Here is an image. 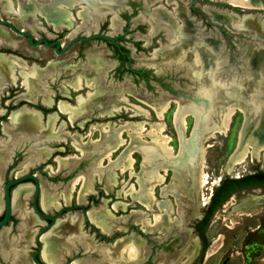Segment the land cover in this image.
Returning <instances> with one entry per match:
<instances>
[{
  "label": "rangeland",
  "instance_id": "374dc122",
  "mask_svg": "<svg viewBox=\"0 0 264 264\" xmlns=\"http://www.w3.org/2000/svg\"><path fill=\"white\" fill-rule=\"evenodd\" d=\"M229 4H224L223 1H213V7L209 8L217 11H226L234 15L237 14V17H241L238 15L245 13L239 11L236 6L233 7L234 5L231 6ZM223 8L227 10H219ZM7 15L14 17L9 18V20L15 25L18 27L30 28L33 34L37 36L31 23L24 24L21 22V19L15 18V15ZM223 22L224 21H221L220 25H222ZM261 22L263 24L262 20ZM227 27L231 30H235L232 34L229 32L227 40H231V35H238L236 31L240 30L230 28L228 25ZM11 34L13 39L18 40V45H16L17 50L20 51L18 55L25 58L29 65H31V63H34L32 65L36 64L39 71L42 72L41 68L45 67L47 61H50L48 67L42 72V81L38 86H42L41 89L47 90L52 96L56 95L60 101H66L71 106L82 109V113L76 114L72 122L69 121L67 114H62L58 111L57 115H60V118L58 116L59 119L57 118L55 122L56 125L54 124L55 127L53 128L54 130H59L60 136L63 137L65 141L51 144H47L46 142V145L52 147V150L58 147L63 148L61 151H53L51 155H62L60 157H65L67 155L76 156L73 159H69L60 171L57 170V163L53 161V157L47 159L46 162L54 167L56 173L50 174L52 172L46 167L50 172L48 173V171H46L47 176L37 175L41 181V194L44 193L47 196L49 195L51 199H57L60 203L59 207L50 208L46 210V212L54 214L63 207V205L74 206L76 203L82 204L85 209H87V212L93 210L99 211L104 207L107 210H111L113 204L116 202L127 203L126 208L119 206L117 211H111L114 217L106 220L107 225L110 226L112 230H110L109 233L103 232L96 225V227L91 225L88 219L83 217L82 210L79 208H69L66 213H63L59 220L66 219L69 214H78L81 216V238L83 239L81 240L79 237L80 232L77 233V238L74 236H62L59 243L65 253L58 252L63 254V256L56 264H72L69 262L70 259L71 262L77 260L79 264H106L109 261L106 257V251L114 246L118 239L122 238H130L131 241H134L136 244L140 242V245L138 244L141 249L140 256L135 261H132V264H264V189L239 190L232 194L228 200L215 211L207 230L210 246L202 258L201 243L192 227L193 223L202 216V210L205 207V203L208 201L210 191L218 184L220 177L224 175L238 176L253 172L257 169L264 170V149L259 151L257 146H253L251 143L253 139L251 137L242 142L241 146L238 148L243 128L250 132L255 124L254 119L245 121L242 111L237 109L231 116L229 129L224 133H215L214 136L209 137L208 131L202 129V126H199V124H195L194 115L192 113L184 115L186 126L182 134L183 140L189 145L187 141L195 135L193 137L194 150L197 148L200 149L202 146L205 147L201 168L204 171V179L206 182L203 183L202 186H198V183H196L190 175L187 164L184 165L186 158L181 155L180 135L174 123L178 108L180 107L182 109L183 107L181 106L189 105L192 103L191 101L171 96L130 95L129 93H132L129 88L131 84L125 81V79H120V81H118L113 78L111 69L115 65V61L111 55V50L106 48L101 41H93L80 47V49L83 50V54L81 57H76V52L78 50L77 46L73 47L65 54L57 55L52 49H48L44 46L34 48L27 47L24 38L14 33ZM213 37L216 38V33L215 35L213 34ZM220 39L219 37L216 38V40ZM219 46L223 47V44ZM88 57H96L97 61L100 62L98 69H96V65L89 63ZM27 67L31 66L27 65ZM233 76L238 77L239 80L245 78V76L239 74H233ZM75 77L76 80L72 83ZM78 81L80 85L83 86V89H79V91L75 92H65L64 88H68L69 86L73 87ZM5 83V81L0 83V105L3 104V99L7 98V96H4V98L1 97V94H5L6 90L10 88L15 89V87H12L9 83ZM154 84L155 83H153V85ZM137 87L139 86L137 85ZM119 88L123 90H119ZM17 89H19V93L25 92L23 88L17 87ZM98 89H101V91ZM259 89L264 90V81L261 82ZM19 93H14V95ZM231 93L235 94L234 92ZM258 95L259 102L264 104L262 102L263 97L259 92ZM121 96H125L132 104L140 106L143 110H147L150 113L149 117H146L144 113L132 117V111L111 112L113 116H108L111 115L108 114V112L113 110V106L119 101ZM20 97L28 98L27 95H18L12 98V100L15 101ZM40 97L42 99L45 98L44 96ZM170 99H174L175 101L171 102V108L169 109ZM166 102H168V110L163 114V119L159 120L151 107L160 108ZM43 121L46 124L45 117ZM161 121L165 123V131L163 134L170 138V145L175 152L176 159L173 158V162L172 160H170V162H172V165L178 163V166L176 165L178 172H175L176 168H174V166H170L168 170H166V181L156 188L157 201L166 200L167 203L171 205V212L167 214L156 207V204H152V210H146L139 203L137 198H132L131 196L124 197L123 193L118 194V191H121V188L126 186L127 182H130L127 187L131 184H135L136 190H139V177L137 174L142 173L148 166H144L142 154L138 147L142 144L151 143V137L147 132L150 130L151 124H156ZM139 123L142 124L146 130L141 134H136L135 129ZM127 124H129V126ZM102 126L108 132L103 137H101L100 133ZM92 127H96V130H94V134L89 137L87 134H89V130ZM119 129L125 130L120 134L125 144L112 154L111 164L105 159L101 168H96V159L102 158L104 153L110 148L108 142L114 140ZM195 129L196 132L193 133ZM130 133L132 134V138ZM250 134L249 135L252 136V133ZM74 135L80 136L79 142L83 146L84 152L74 148L72 144V141L75 139ZM1 136L0 143H7L10 141V143H12L10 149L12 151L15 150V152H21L22 157L16 169L20 168V165L26 159L31 163L29 165L30 168L35 167L37 164L44 166L41 159L37 158L39 157L37 149L39 146H43V142L47 140L46 136L36 135L34 137H25L19 134L17 137H14V139H12L14 134L11 138L8 133H6V135L2 134ZM55 141L56 140H53L51 142ZM130 147L133 151L132 156L134 158L133 173L130 176L129 171L119 174L117 176L119 177V179L117 178V183H119L112 186L110 174L112 172L119 173V170L115 167V163L121 153ZM236 151L238 152L235 154ZM178 156L185 159L182 158L180 161L178 160ZM241 157L243 158L242 160ZM194 167L195 172L198 173L197 164ZM201 168L199 167V169ZM97 169L100 173V177L95 174ZM81 175L83 178H86L87 181L91 182L94 189L93 192L86 194L83 197V201L78 202L77 197L81 186L80 183L77 185V189L72 192L69 202L64 203L63 199L67 193L69 181L75 176L79 177ZM124 180L125 182L123 184L122 181ZM178 180L181 181V186L183 185L181 188L183 190L195 188V202L197 206L194 209H190L191 211L187 215L183 213L185 211L183 206L180 207L181 209H179L178 212V205L175 201V197L171 194L163 195L161 193L163 187L168 185L171 187L173 185L176 186ZM127 187L125 189H127ZM91 196H93L92 200ZM30 198L31 195L28 197V202ZM28 205L30 206V204ZM145 210L147 213H142V211ZM24 212L25 214L21 215L19 213V215L26 218V221L17 218L15 222L17 226L10 229L8 236L9 240L6 239L5 241L7 249L9 246L12 248V243L14 241L15 243L21 241V244L23 239L28 238V234L31 237L29 236L27 243H25L26 248H35L36 246L35 237L45 225V222L35 213L26 212V210ZM30 213L33 215L35 214L34 216L36 218L35 223H31V225L30 221L27 220L28 214ZM154 214H158L159 218L162 217L161 220L158 219L156 225H154L156 223V221H154ZM145 218H147L151 224L148 230L142 228V220ZM46 234L47 233L42 235L41 240ZM8 241L10 245H7ZM41 242L43 247V240ZM219 244L220 247L217 248ZM15 247L16 246H14V248ZM0 248L3 254L1 245ZM66 253H70L71 255H66ZM206 255L209 256L206 257ZM117 262L119 261L117 260Z\"/></svg>",
  "mask_w": 264,
  "mask_h": 264
},
{
  "label": "flooded vegetation",
  "instance_id": "af4514ba",
  "mask_svg": "<svg viewBox=\"0 0 264 264\" xmlns=\"http://www.w3.org/2000/svg\"><path fill=\"white\" fill-rule=\"evenodd\" d=\"M177 1L180 0H75L76 3L74 2L73 6L70 9V13L73 16L72 19H74L73 25H71L70 27L61 26L55 29L52 25H50L48 19L53 18L52 15H50L51 10L56 11L57 6H59L60 4L62 5V3L59 2V0H12L13 7L16 10H19V7L24 8L28 6V4L30 3L35 5L36 7L38 6V9L41 11V12L37 11L33 15L27 14L26 16L7 11L8 8L6 6V0H0V21H2L0 22V29L1 31L4 32L6 36L3 42L2 41L0 42V52L3 53L0 55L17 57L23 60L24 62H26L28 66H32V64H34L31 63V65H29L25 58H23L21 55H18L20 53V51L17 50L16 47V45H18L17 44L18 40L13 39L11 33L17 34L22 38H24L27 47L34 48L38 46H44L48 49H52L54 53L57 55L65 54L73 47L77 46L78 50L76 52V57L78 56L81 57L83 54V50L80 49V47H83L86 44L91 43L93 41H99V42L101 41L103 42L106 48H109L111 50V55L115 61V65L111 69L113 78L117 79L118 81H120V79L122 80L125 79V81L129 82L131 84V87L129 88L132 91V93H129L130 95L134 94L138 96L152 95V96L178 97L192 102L189 105L181 106L183 108L190 106L207 108L208 106L207 92L209 91L208 89L210 88L211 82L215 81L214 83L219 84L222 87L227 88L228 90H232L234 88L238 90V87L251 84L253 87L256 88L255 90H257V93L259 92V94H261V96L263 97L262 102L264 103V90L259 89L261 82L264 81V67L261 66L258 67L254 65V63L250 62L248 57L249 54L247 52V50H249L251 51V53H253V55L259 52H260L259 54L261 53L264 54V38L257 36L254 31H250L247 33L242 31H236L238 32V35H234V36L231 35L232 39L227 40L229 32L232 34L233 31L235 30L229 29L224 19L214 20L210 16V14L206 11L207 7H213L212 6L213 1H219V2L223 1L224 4H229L224 0H181V2L184 4V15L186 19L189 21L188 24L183 25L181 19L175 18ZM258 1L261 4L260 7H256L252 9L237 7L239 11L245 12L238 16H242L246 14L258 15L259 18L263 21V25H264V0H258ZM90 5L91 6L100 5L99 7H105L106 9L103 11L95 10L96 11L95 12L91 10L92 7ZM81 6H84L86 9H83ZM214 8L217 9L216 7ZM219 10H227V9L223 8ZM78 11H83L82 14L83 16L81 17L78 16L77 15ZM7 14L15 15L16 16L15 18L21 19V22H23L24 24L31 23L32 28L35 30V33H37V36L33 34L30 28L18 27L17 25H15L11 20H9V18H14V17L8 16ZM187 15L189 16L190 19L188 18ZM112 19H114V23H112ZM3 21H7L10 25L3 23ZM221 21H224L222 25H220ZM179 24L181 26L180 29L177 28V25ZM10 26L23 32H30L32 35L31 43L29 42V37L27 35H21L16 33ZM215 33H216V38L219 37V39L221 38L220 40H216V38L213 37V34L215 35ZM37 40H41V41L38 44H35ZM44 40L49 45H46ZM54 41H56L59 44L58 50L61 53L55 52L56 44H52V42ZM197 44L199 46H197ZM222 44L223 47L219 46ZM154 52H157L156 57L152 56ZM195 54L199 55L198 61L195 60ZM192 57L193 59H191ZM88 59H89V63L96 65V69H98V66H100V62L97 61L96 57H88ZM190 60L192 61L190 62ZM49 63L50 61H47L45 63V67L41 68L42 72L48 67ZM15 72L17 74L19 71L16 69ZM42 72L40 73L38 79V85H40L42 81ZM233 74H239L241 76L243 75L245 76V78L239 80V78L234 77ZM75 80L76 77L74 78L72 83H74ZM5 82L9 83L12 87H15V89L10 88L9 90H6L5 94L4 93L1 94V97L4 98V96H7V98L3 99L4 100L2 101L3 104L0 105V138H2L1 136L2 134L6 135V133L3 130V127L6 126V124L9 129L10 127H12V123L10 122V115L14 111L23 108V109L39 112V114L41 115V121L43 125L45 124L43 121L44 117L46 122V117L49 114L58 112L57 103L60 100L56 97V95L52 96L47 90L45 89L42 90L41 87L39 86L38 89L34 90L32 97H30L29 99L25 97H20L14 101L12 100V98H14L15 96L27 95L25 88L21 84V79L18 76L15 83L9 81L8 82L5 81ZM153 83L155 84L153 85ZM137 85L139 87H137ZM17 87L23 88L25 92L19 93V89H17ZM64 89L65 92L79 91L71 86ZM98 90L101 91V89ZM119 90H123V89L119 88ZM14 93H19V94L14 95ZM40 96L42 97L44 96L45 97L44 99L47 98L52 99V104L50 106L46 105L43 101L44 99H42ZM169 101H170V107H169L170 109L171 102H174L175 100L170 99ZM24 133L25 132L15 131L13 133L14 136L12 137V139H14V137H17L19 134H22L25 137L28 136L34 137L36 135H42L47 137V135L44 133H35L33 131L26 132L25 134ZM64 141L50 142L48 141V137H47V140L43 142V146L48 147L46 145V142L47 144L48 143L51 144V143H59ZM10 145H12L10 141L7 143H0V153L2 155V157L0 158V201L2 202V203L0 202L1 204L0 221L3 219L5 212L4 189L6 183L9 180H12L16 177L25 174L34 175L38 179L40 185L37 202L38 205L41 204L40 203L41 181L39 180L37 175L39 174V175L47 176L46 171L48 170L46 169V167L50 163H47L46 160L51 159L53 157V161L56 162L54 158L59 154L51 155L52 152L53 151L55 152L56 150L61 151L63 149L62 147H58L61 149L53 148V150L48 151V155L46 158L37 157L38 159H41L45 167L41 164H37L35 165V167L30 168L29 167V165L31 164L30 163L28 167L25 168L26 170H24L22 169V164L25 161H27V159L20 165V168L16 169V167L19 165L20 162L19 160L21 159L22 156H21V152L19 151L15 152V150L12 151L10 149L11 147ZM40 147L42 146H39V148ZM38 149H37V153H38ZM257 170H263V169H257ZM257 170L253 172H256ZM48 173L50 172L48 171ZM242 175L244 174L238 176H229V175H224V176L238 178ZM224 176L219 178V182ZM26 183L31 184L32 191L29 194L31 195L29 202H28L29 195L26 198H24L23 210L24 211L26 210V212L34 213V211L32 210V202H33L32 200H33L35 182L32 179H25L22 184H26ZM19 185L21 184H13L9 186V202L11 206V213L6 225L2 227L0 226V234L1 232H5L4 235L5 239H8L10 229L14 228V226L15 227L17 226L15 225L17 218L26 221V218L19 215L20 211L14 210L12 208V193L13 190ZM214 188L211 189L210 191L208 201L205 203L204 209L207 207L210 201ZM246 189L248 190L264 189V186L246 187V188L238 189L236 191H233L228 196V198L235 192ZM228 198L224 200L223 203L227 201ZM92 199L93 196H91V200ZM28 204H30V206ZM78 204L79 203H76L74 206L63 205V207H68V210L69 208L70 209L79 208L83 212V209H85V207L82 204H80L81 206H77ZM68 210H63L60 216L63 213H66ZM85 210L87 211V209ZM203 210H202V216L197 220L203 217L204 214ZM44 211L46 212V210ZM58 211L59 210H57L54 214L47 212L46 213L50 215H55ZM213 214L211 215V217H209V220L207 221V225H206L207 239H208L207 230ZM41 219L45 222V225L41 228L40 232L44 227H46L50 223L49 219H43V218ZM88 221L89 223L91 222L89 219ZM54 225L55 224L50 226L46 231H44L39 236L40 241H42L41 240L42 235L48 233V231H50L54 227ZM196 236L198 237L197 234ZM28 238L23 239L22 244H20L21 241L17 243H15L14 241L12 243V248H10L9 246L7 249L9 253L7 257L3 256L0 248V264H14V263L36 264L32 258V255L36 252L38 247L36 242V237H35V243H36L35 248L33 247L26 248L25 243H27ZM7 245H10L9 241L7 242ZM14 246L16 247L14 248ZM20 246H21V250H19ZM209 246H210V242L206 250L202 252V245H201V258L204 255V253L208 250ZM41 250L35 254V257L37 258L38 261L42 263H48L45 262L41 257L40 255ZM63 250L64 249L60 247L59 252H64ZM13 251H15V253ZM11 252H13V254ZM69 254L70 253H66V255ZM59 255L61 256L60 257L61 260L63 254L59 253ZM208 256L206 255V257ZM69 262L73 264V262H71V259ZM60 264H66V263H60Z\"/></svg>",
  "mask_w": 264,
  "mask_h": 264
},
{
  "label": "bare ground",
  "instance_id": "6f19581e",
  "mask_svg": "<svg viewBox=\"0 0 264 264\" xmlns=\"http://www.w3.org/2000/svg\"><path fill=\"white\" fill-rule=\"evenodd\" d=\"M224 1L230 3L231 5H234L236 7H241V8H251L252 9V8H256V7L261 6V4L258 0H224ZM59 2L62 3V5L61 4L59 6L55 5V6H57L56 11L51 10L50 15H52L53 18L48 19V22L55 29H57L61 26H69L70 27L71 25H73V22H74L73 21L74 19H72L73 16L70 13V9L73 6V3L75 2V0H59ZM6 6L8 8L7 11H9L11 13H18V14L23 15V16H26L27 14L33 15L35 12L40 11L38 9V6L36 7L35 5L30 4V3L28 4V6H26L24 8H21L18 6L19 10H16L13 7L12 0H6ZM99 6L92 5L91 10L92 11H95V10L103 11L106 9L105 7H99ZM81 7L83 9H86L84 6H81ZM206 11L210 14V16L214 20H218L221 18L225 19L227 25L230 28L238 29V30L245 32V33L250 32V31H254L257 36L264 38V26H263L260 18L258 17V15L248 14V15H244L241 17H237L236 15H234L232 13H227L226 11L213 10L209 7L206 8ZM95 12H94V14H95ZM82 14H83V11H78V13H77V15L80 17L83 16ZM175 15H176L175 18L182 20L183 25L188 24L189 21L186 19L185 15H184V4L181 2V0L177 1V9H176ZM188 18H189V16H188ZM112 23H114V19H112ZM177 28L178 29L181 28L180 24L177 25ZM187 29H189V28H187ZM170 37H172V36H170ZM5 38H6V36H5L4 32L1 31V29H0V42L1 41L3 42V40ZM198 41H200V40H198ZM197 46H199V45L197 44ZM247 52L249 54L248 57H249L250 62L254 63V65H256L258 67H260V66L264 67V54H262V53L259 54L260 53L259 52V53L253 55V53H251V51L247 50ZM152 56L156 57L157 52H154L152 54ZM198 56H199L198 54H195V60L196 61L199 60ZM191 59H193V57ZM191 61L192 60H190V62ZM196 64H197V62H196ZM194 65H195V62H194ZM16 69L19 71L17 74L15 72ZM40 73L41 72L39 71V68L36 65H32L31 67H27V63L24 62L23 60L17 58V57L0 55V83L4 82V81H7V82L9 81V82L15 83L17 80V77L19 76L21 79V84L25 88L28 98L32 97L34 90L38 89V87H39L38 86V79H39ZM206 75H208V74H206ZM214 82L213 81L211 82L210 88L208 89L209 91L207 92V99H208L207 100V103H208L207 108L190 106V107H185V108L181 109L179 107L177 110V114L175 115V120H174L175 127L178 130V133L180 135V141H181L180 142L181 143L180 152H181V155H183V157L186 158L185 159L182 157L183 159H185L184 165L187 164L190 175L193 177V179L196 181V183H198V186H202V184L206 182L204 179L205 178L204 171L201 168L202 167L201 163L203 161V157L205 154V147L202 146V147H200V149L197 148L196 150H194L193 153L190 152L189 145L182 138V134H183V131H184L185 126H186L185 125V119H184L185 114L192 113L194 115L195 124L196 125L199 124V126H202V129L209 132V137L210 136L212 137L215 135V133H224L229 129L231 116L238 109V110L242 111L245 121H249L251 119L255 120V124L253 125L250 132L248 130L246 131V129L243 128L242 133L240 135L239 143L237 142L238 148L241 146L242 142H244L249 137H251L253 139V141L251 140V143L253 144V146H255V147L257 146V148H259L258 149L259 151L264 149V104L259 102V99H258L259 95L257 93V90H255L256 88L250 84V85H246L249 90L247 89L246 86L238 87V90H236V88H234L232 90H228V89H225L221 85L216 84ZM73 87L76 90H79V89H82L83 86H81L79 81H78L74 84ZM231 92H234L235 94H232ZM43 101L48 106H50L52 104V99H50V98L44 99ZM113 107H114L113 110L108 112V114H111V112L132 111L133 112V114H131L132 117L139 116L143 113L146 115V117H149V115H150V113L147 110H143L140 106L132 104L125 96H121L119 101ZM57 108H58V111L61 112L62 114L68 115L70 122L73 121L76 114H78L80 112L82 113V109L76 108L75 106H71L66 101H59L57 103ZM151 108L153 109V111H155L157 118L159 120H162L163 116H164L163 114L168 110V102H166L160 108H157L154 106H152ZM179 112H181V113H179ZM58 116L59 115H57V112L49 114L46 117V124L43 125L42 121H41V115L39 114V112H35L33 110H27V109H20L18 111L12 112L10 115V122L12 123L13 126L10 127V129H9L6 125L3 127V130L5 133L9 134L10 138L12 137V135L15 131L25 132V133L33 131L35 133L46 134L48 137V141H50V142L53 140L64 141V138L61 137L59 134L60 133L59 130H54V128H53V127H55L54 124H55ZM108 116H113V115L111 114ZM253 116H254V118H253ZM101 117H103V116H101ZM61 125H63V124H61ZM127 125L129 126V124H127ZM94 130H96V127H92L89 130V134H87V135L89 137L92 136L94 134ZM135 130H136V134H141L142 132H145L146 129H144L143 125L139 123L136 126ZM124 131H125L124 129H119L117 131V134H116V137L114 138V140H111V142L110 141L108 142V144L110 145V148L104 153L102 158L95 161V167L96 168H101V165L104 164L105 159L108 160L109 164L112 163V154L114 152H116L117 150H119L120 147L125 144L123 137L120 136V134H122ZM164 131H165V123L164 122L161 121V122H158L156 124H151L150 130L147 132V134L150 135V137H151V143L150 144H142V145H139V147H138L139 150L141 151V154H142L144 166H148L147 169L144 170L142 173L137 174V176L139 177L138 178L139 190L138 191L136 190L135 184H131L129 187H127V185L130 183V182H127L126 186H123L121 188V191H118V194L123 193L124 197L125 196H131L132 198H137L139 200V203L146 210H152V204H156V207H158L161 211H164L167 214V213L171 212V205L169 203H167L166 200L165 201H157L156 188L158 186L162 185L166 181V178H165V174L167 172L166 170H168V168L170 166L171 167L174 166V168H176V165L178 166V163H175L176 165H172V162H173L172 159L175 158V152L170 145V138L168 136H166L165 134H163ZM100 133H101V137H103L108 132L102 126ZM250 133H252V136H250L251 135ZM74 136H75V139L72 141L74 148L78 151L80 150V151L84 152L83 146L79 142L80 136H78V135H74ZM130 136L132 138L131 133H130ZM49 148L50 147H46V146L40 147L38 149V153H37L38 156L42 157V158H46L48 155V151L52 150L51 148L50 149ZM237 152L238 151H236L235 154ZM132 153H133V151L131 150V147H130V148L124 150L121 153L120 157L117 159V161L115 163V167L117 168V170H119V173L112 172L110 174L112 186L119 183V182L117 183V178L119 179V177H117V176L119 174H123L124 172L129 171V176L132 175L133 168H134V158L132 156ZM1 157H2V155L0 153V158ZM74 157H76V156H72V155H67L65 157L56 156L55 160L57 162V170H60L69 159H73ZM103 158H104V161H103ZM242 159L243 158L241 157V160ZM170 160H172V162H170ZM29 164H30V161H28V160L25 161L22 164V169L26 170L25 168H27ZM196 164L198 166V173H196L195 169H194L195 168L194 166ZM199 167L201 169H199ZM47 169L52 173L55 172L54 167L50 164L47 165ZM161 172H163V173H161ZM175 172H178L177 168L175 169ZM95 174L98 177H100V173H99L98 169L95 171ZM122 182L124 184L125 180ZM80 183H81V186H80V189L78 191V197H77L78 202L83 201V197L86 194H90L93 192L94 189H93L90 181H87V179L83 178L82 175L79 177L75 176L71 180V182L69 183L67 193L63 199L64 203L69 202L71 195H72V192H74V190L77 189V185ZM137 185H138V183H137ZM126 187H127V189H125ZM181 187H183V185L181 186V181L178 180L176 183V186L175 185H173L172 187L170 185L165 186L161 189V193L163 195L171 194L173 197H175V201L178 205V212H179V209H181L180 207L183 206V208L185 210L183 213H185V215H187L191 211L190 209H194L197 206L196 202H195V188L183 190ZM31 191H32V186L30 183L21 184L13 190L12 208L14 210L20 211L21 215L25 214V212L23 211L24 198H26L31 193ZM40 203H41V206L44 210H48L50 208H57L60 206V203L58 202L57 199H51V197L49 195L47 196L44 193L41 194ZM126 205H127V203H124V202H116L113 204L111 210L110 209L107 210L104 207V208H101L99 211L93 210V211L87 212L86 214H87V217L89 218V220L92 223H94L98 228H100L105 233H109L111 230V227L107 225L106 220L114 217V215L111 211H117V208H119V206H122V208H126ZM0 209H1V204H0ZM146 210L142 211V213L146 214L147 213ZM158 219L161 220L162 217L159 218L158 214L157 215L154 214V221H156V223L154 225L157 224ZM27 220H29L30 224H31V223L35 222L36 218L32 213H30V214H28ZM81 221H82V218L78 214H69L66 219H64V220L58 219L57 220V222L55 223V225L51 229V231H49L42 239L43 240V247H42V251H41L40 255L45 262L54 264V263H57L58 261H60L61 256L59 255L58 252L60 249L59 240L61 239L62 236H64V235L69 236V237L74 236L75 238H77V233L80 232L79 237L81 240L83 239V238H81V226H82ZM150 227H151V224L149 223V220L147 218L143 219L142 220V228L145 230H148V229H150ZM4 235H5V232H1L0 244L2 246L4 256L7 257V255H9V253H8L7 247L5 246V244H6L5 240L6 239H5ZM27 236L29 237L30 235L28 234ZM138 244L140 245V242H138L136 244V243H134V241H131L130 238L118 239L115 242L114 246L111 247V248H113V247L114 248L113 249L109 248L106 251V253H107L106 257L109 260L106 264H130L132 261H135L140 256V251H141ZM219 246H220V244L217 246V248H219ZM19 250H21V246L19 247ZM13 252L15 253V251H13ZM13 252H11V253L13 254ZM117 260L119 262H117ZM22 264H28V263H22ZM73 264H79V262L77 260H74Z\"/></svg>",
  "mask_w": 264,
  "mask_h": 264
},
{
  "label": "trees",
  "instance_id": "16d2710c",
  "mask_svg": "<svg viewBox=\"0 0 264 264\" xmlns=\"http://www.w3.org/2000/svg\"><path fill=\"white\" fill-rule=\"evenodd\" d=\"M256 186H264V170H257L256 172L244 174L238 178L224 176L221 179L219 184L214 188L207 207L203 210V217L193 225L195 233L201 241L202 252L206 250L209 244L206 236V225L209 217H211L214 211L233 191Z\"/></svg>",
  "mask_w": 264,
  "mask_h": 264
},
{
  "label": "water",
  "instance_id": "95a60500",
  "mask_svg": "<svg viewBox=\"0 0 264 264\" xmlns=\"http://www.w3.org/2000/svg\"><path fill=\"white\" fill-rule=\"evenodd\" d=\"M0 22H2V21H0ZM3 23L10 25L7 21H3ZM10 27H11L16 33H18V34H21V35H27V36L29 37V42L31 43L32 35H31L30 32H23V31H20V30H17V29H15V28H13L12 26H10ZM84 39H87V38H84ZM41 40H42V39H41ZM41 40H37L35 44H38ZM44 42H45L46 45H49L45 40H44ZM52 44H56V46H55V52H56V53H61V52L58 50V46H59V44H58L56 41L52 42ZM52 44H50V45H52ZM0 54H3V53L0 52ZM195 132H196V129L193 130V133H195ZM193 135H194V134H193ZM194 136H195V135H194ZM194 136H192L191 139H189V141H188V142H189V147H190V152H191V153H193V151H194V146H193V145H194V140H193V137H194ZM178 160H182V157H181V156H178ZM25 179H32V180H34V182H35V188H34L33 200H32V201H33V202H32V210L34 211V213H35L37 216H39V217H41V218H43V219H49V220H50V223H49L46 227H44V228L42 229V231L39 232V234L36 236V242H37L38 247H37L36 252L32 255V258H33V261H34L36 264H52V263H42V262L38 261L37 258L35 257V254H36L37 252H39V251L41 250V247H42V244H41V241H40V239H39V236H40L44 231H46L50 226H52L53 224H55V223L57 222V220L59 219V216H60L61 212H62L63 210H68V207H63V208L59 209V211H58L55 215L47 214V213L44 211V209L42 208L41 204L38 205L37 199H38V194H39V187H40V185H39V181H38V179H37L34 175H32V174H25V175H22V176L16 177V178H14V179H12V180H9V181L6 183V186H5V189H4V195H5V212H4V217H3V219L0 221V226L2 227V226H5V225H6L7 221L9 220L10 213H11V206H10V202H9V186H10V185H13V184H22L23 181H24ZM77 206H81V205L78 204ZM86 213H87V211H86L85 209H83L82 215H83L86 219H89V218L87 217V214H86ZM90 223H91V222H90ZM91 225H94V227H96L95 224H93V223H91ZM101 234H103V233H101Z\"/></svg>",
  "mask_w": 264,
  "mask_h": 264
}]
</instances>
